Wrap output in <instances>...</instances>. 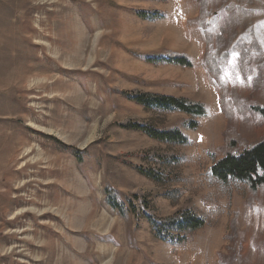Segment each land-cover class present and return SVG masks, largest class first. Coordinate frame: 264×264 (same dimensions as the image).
I'll list each match as a JSON object with an SVG mask.
<instances>
[{
	"label": "rangeland",
	"instance_id": "374dc122",
	"mask_svg": "<svg viewBox=\"0 0 264 264\" xmlns=\"http://www.w3.org/2000/svg\"><path fill=\"white\" fill-rule=\"evenodd\" d=\"M250 9L264 61V0ZM208 10L214 41L226 16L219 0ZM197 16L196 0H0V264H264V187L210 172L227 122L201 67ZM169 53L192 67L147 62ZM221 81L264 106L236 54ZM142 94L206 114L146 109L134 100ZM133 125L178 130L187 143ZM229 126L246 144L264 138L258 115ZM184 211L203 228L182 242L156 236L155 223Z\"/></svg>",
	"mask_w": 264,
	"mask_h": 264
},
{
	"label": "trees",
	"instance_id": "16d2710c",
	"mask_svg": "<svg viewBox=\"0 0 264 264\" xmlns=\"http://www.w3.org/2000/svg\"><path fill=\"white\" fill-rule=\"evenodd\" d=\"M220 6L225 12V22L219 28L218 35L213 41L207 31L210 21L208 10L209 0H196L198 4V16L194 24L202 34L206 51L200 60L201 67L217 86L218 104L227 122V128L223 133L222 157L210 167L214 178L223 184L235 181L247 186L250 192L264 187V138L253 144L244 143L229 124L236 116L247 120L249 115H258L264 121V106L249 105L246 99H241L235 92L229 91L222 83V70L227 65L232 54L237 55V66L244 79L251 77L249 96L256 93L264 94V61L261 45L254 31V22L250 9L251 0H219ZM235 1V2H234ZM140 16H147L141 14ZM213 44L216 45L213 48ZM148 63L174 65L182 68H191L192 64L185 55L169 53L166 56L149 57ZM135 102L146 109H154L163 113L179 112L194 118H202L206 111L203 104L195 103L181 98L162 96L156 94H142L136 97ZM196 123L190 121L189 130L196 128ZM149 138L159 142L185 145L187 138L178 130L159 131L150 126H132ZM244 148L237 149L238 145ZM108 204L119 211L121 205L111 199ZM156 236L163 240L185 241L186 234L200 230L204 221L188 211L175 215L170 219L155 223ZM178 235L176 239L172 234ZM183 236V237H182ZM220 264H232L220 262Z\"/></svg>",
	"mask_w": 264,
	"mask_h": 264
},
{
	"label": "snow or ice",
	"instance_id": "6c2138e0",
	"mask_svg": "<svg viewBox=\"0 0 264 264\" xmlns=\"http://www.w3.org/2000/svg\"><path fill=\"white\" fill-rule=\"evenodd\" d=\"M249 79H251V77H249Z\"/></svg>",
	"mask_w": 264,
	"mask_h": 264
}]
</instances>
